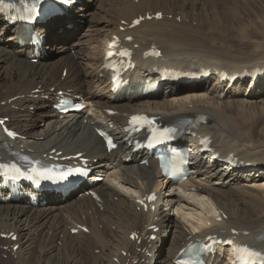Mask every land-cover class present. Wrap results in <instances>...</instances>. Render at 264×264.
Here are the masks:
<instances>
[{
  "label": "bare ground",
  "instance_id": "obj_1",
  "mask_svg": "<svg viewBox=\"0 0 264 264\" xmlns=\"http://www.w3.org/2000/svg\"><path fill=\"white\" fill-rule=\"evenodd\" d=\"M257 1L264 8V0L252 2ZM95 4L105 11V19L100 27L90 25L93 33L84 39L78 29H65L72 23L69 14L79 11L86 16ZM242 10L238 0H225L224 6L219 0H79L71 13L34 26L47 35L45 48L54 54L66 53L79 42L75 58L63 63L50 62L44 54L33 62L28 39L19 40L17 26L0 17V118L8 116V125L24 136L6 141L0 131V151L7 143L41 156H50L53 148L64 155L83 152L94 169L90 178L108 175L101 183L64 196L38 193V205L24 195L3 202L0 191V243L8 246L3 254L14 264H176V255L188 241L211 234L226 237L231 231L264 249V75L253 88L246 78L224 87L216 74L200 83L172 85L153 96L129 94L116 100L103 69L105 42L113 33L132 36L129 45L138 57L158 45L165 63L181 69L264 68V15L259 13L261 26L250 19L249 25L236 26V14ZM159 12L161 19L128 28L135 18ZM137 69L143 77L158 75L146 60L138 61ZM59 90L79 96L89 109L59 117L52 108ZM137 111L162 121L204 115L207 123L200 133L211 135L224 157L235 152L246 165L232 168L230 162L195 158L189 179L174 185L160 175L156 159L149 157L148 164L140 165L139 153L124 141L123 128ZM96 126L114 131L120 139L116 150H106ZM190 141L197 143L195 137ZM128 156L131 162H126ZM91 189L98 199L89 194ZM151 191L158 194L155 210L139 209L137 197ZM216 210L222 221L209 216ZM80 224L89 231L73 233ZM137 233L141 243L130 238ZM204 258L230 264L221 251Z\"/></svg>",
  "mask_w": 264,
  "mask_h": 264
},
{
  "label": "rangeland",
  "instance_id": "obj_2",
  "mask_svg": "<svg viewBox=\"0 0 264 264\" xmlns=\"http://www.w3.org/2000/svg\"><path fill=\"white\" fill-rule=\"evenodd\" d=\"M238 1L242 5L244 10H242V12H239V14L238 13L237 14L234 13V15L236 14V16L239 15L237 17L234 16V17L237 18L235 20L236 21L235 25L238 26L237 25V23H238L239 25L245 24L244 26H246L248 23L250 24L252 21L253 22L256 21L257 24H258V22H259L258 21L259 13H260V15H264V10H262V9H264L263 6H262V3H260V1L252 2L253 0L251 1V3H250L249 0H246V1L245 0H238ZM219 2H220V4L222 6H224L225 0H219ZM222 10H221L222 13H226L227 12V9H224V7H223ZM104 13H105V11H103L100 6H98L97 4H95L94 6L92 5L90 7V9H89L88 15H86V16L83 13L79 12V11H77L75 13H72V14H69L68 19H72V23L67 24V26L69 25L71 27V25L73 24L72 29H78L79 35L85 39L91 33H93V32L90 31V25H97V27H100L104 23V22H102L105 19V14ZM229 13H230V11H229ZM231 14L233 15L232 12H231ZM249 19L252 20V21H250ZM247 21H249V22H247ZM259 25L261 26V22H259ZM65 29L68 30L70 28L66 27ZM81 46H83V45H81ZM79 47H80V45H79V42H78L77 45L75 44V48L66 49V53H63L60 50L59 52H56L55 54L53 52H51L50 50H48V48H47L48 51H46V53L44 54V57H46L47 60L50 61V62L52 61V62H55V63H63L70 56L75 58V56L77 55V49L76 48H79ZM49 51H50V53L52 55H50ZM263 121H264V118H263ZM77 190L78 189H76V191ZM81 192L83 193L84 191H79V193H81ZM77 196H78V193H77ZM0 245L4 248V249H0V252H1V254H0V259H1L0 260V264H4V263L5 264H14L13 263L14 259L11 256L8 255L9 256L8 257L6 254H3V253H5V251L8 250V246H3L1 243H0ZM6 247H7V249H6ZM35 251H36V249L34 250V252ZM31 257L34 258V253L32 254Z\"/></svg>",
  "mask_w": 264,
  "mask_h": 264
},
{
  "label": "snow or ice",
  "instance_id": "obj_3",
  "mask_svg": "<svg viewBox=\"0 0 264 264\" xmlns=\"http://www.w3.org/2000/svg\"><path fill=\"white\" fill-rule=\"evenodd\" d=\"M4 3V0H0V4H3ZM136 23H139V21H136ZM155 54H158V53H155ZM145 119L144 117H140V116H134L132 117V121L135 123V122H139L141 120ZM0 123H2V121H0ZM9 135H15L14 133H9ZM150 199H155V195L153 194L151 197H149ZM243 252L250 255V256H261L262 254L261 253H258V252H254L250 249H248L247 247H245L243 249Z\"/></svg>",
  "mask_w": 264,
  "mask_h": 264
}]
</instances>
